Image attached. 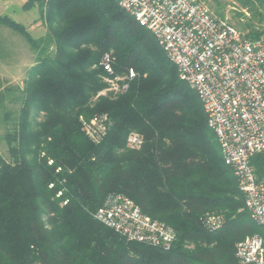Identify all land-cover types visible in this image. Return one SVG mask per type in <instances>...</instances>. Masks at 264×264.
Listing matches in <instances>:
<instances>
[{"label": "trees", "instance_id": "obj_1", "mask_svg": "<svg viewBox=\"0 0 264 264\" xmlns=\"http://www.w3.org/2000/svg\"><path fill=\"white\" fill-rule=\"evenodd\" d=\"M203 1L225 20L218 1ZM232 1L237 23H228L246 39L262 36L264 0ZM23 7L39 9L47 33L33 38L0 15L34 56L22 86L0 82V264H241L237 243L261 229L199 97L153 35L116 0ZM115 77L124 91L108 90ZM90 119L105 128L96 141L83 129ZM250 164L264 180V152ZM111 194L170 227L171 247L128 241L97 220Z\"/></svg>", "mask_w": 264, "mask_h": 264}, {"label": "built area", "instance_id": "obj_2", "mask_svg": "<svg viewBox=\"0 0 264 264\" xmlns=\"http://www.w3.org/2000/svg\"><path fill=\"white\" fill-rule=\"evenodd\" d=\"M116 1L153 35L179 79L199 97L207 127L233 171L245 208L261 229L237 243L235 256L241 264H264V180H256L250 164L254 154L264 152V34L255 40L244 38L226 20L217 19L203 0ZM105 59L102 68L111 73L108 56ZM129 76H134L132 70ZM121 80L105 78L108 90L124 91L126 84H117ZM83 129L94 141L105 130L95 120ZM128 142L140 144L135 136ZM95 217L128 241L166 250L174 241L170 227L144 215L123 194L109 195Z\"/></svg>", "mask_w": 264, "mask_h": 264}, {"label": "rangeland", "instance_id": "obj_3", "mask_svg": "<svg viewBox=\"0 0 264 264\" xmlns=\"http://www.w3.org/2000/svg\"><path fill=\"white\" fill-rule=\"evenodd\" d=\"M27 0H0V15L10 17L15 22L25 26L33 38L47 33V25L40 18L39 9L33 7L26 10L23 6ZM221 5V12L226 22L237 23L231 13L239 9L238 4L232 0H215ZM215 2L208 1L211 8ZM34 56L26 41L18 34L0 25V82L9 83L10 86H22L26 69L33 63ZM108 84V83H107ZM109 85V84H108ZM103 92L102 94H104ZM91 120V119H90ZM3 142L0 141V155H3Z\"/></svg>", "mask_w": 264, "mask_h": 264}]
</instances>
